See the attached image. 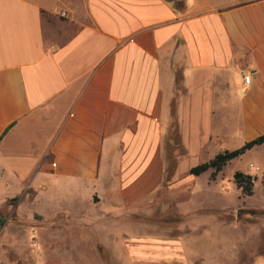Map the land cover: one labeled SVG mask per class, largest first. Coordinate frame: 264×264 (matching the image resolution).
<instances>
[{
  "label": "crops",
  "instance_id": "0c3cea01",
  "mask_svg": "<svg viewBox=\"0 0 264 264\" xmlns=\"http://www.w3.org/2000/svg\"><path fill=\"white\" fill-rule=\"evenodd\" d=\"M206 111L215 151L264 134V0H0V205L39 215L0 264H215L225 235L166 227L163 130Z\"/></svg>",
  "mask_w": 264,
  "mask_h": 264
},
{
  "label": "rangeland",
  "instance_id": "374dc122",
  "mask_svg": "<svg viewBox=\"0 0 264 264\" xmlns=\"http://www.w3.org/2000/svg\"><path fill=\"white\" fill-rule=\"evenodd\" d=\"M198 116V113H192L190 127L178 128L179 123H173L172 128L163 130L164 183L178 179L183 183V213L179 215L178 209L168 201L166 227L168 231L176 233H180V230L182 233L207 230L225 235L224 240L215 242V264H264V147L254 146L246 150L242 155L229 160L215 175H212V168L199 175L190 174L191 167L211 160L219 152L208 145L207 111L201 114L202 119L197 120ZM186 124L184 122V125ZM199 126L202 129H199ZM239 145L223 144L220 151L233 150ZM250 164L258 167V170L250 167ZM236 171L251 176L253 183L250 193L237 187L233 177ZM32 195L27 192L20 196L8 197L2 206L0 205V216L5 220L28 217V223H33L29 217L39 215L31 211ZM4 196L5 192L0 187V197ZM175 216L177 219H174ZM179 219L181 228L178 225ZM6 227L15 228L21 234L16 242L17 247H25L34 254L40 252V242L34 241L35 232L37 233L40 225L9 224ZM57 256L60 264H63L64 258L72 264L78 261V257L64 256L63 250L62 253L58 252Z\"/></svg>",
  "mask_w": 264,
  "mask_h": 264
},
{
  "label": "trees",
  "instance_id": "16d2710c",
  "mask_svg": "<svg viewBox=\"0 0 264 264\" xmlns=\"http://www.w3.org/2000/svg\"><path fill=\"white\" fill-rule=\"evenodd\" d=\"M173 1V0H168ZM174 6L178 7L180 6L179 2L174 1ZM257 145H263L264 146V134L245 142L241 146H239L236 149L233 150H224L222 152L217 153L211 160L207 162H203L201 164H198L196 166H193L189 169V173L193 175H199L202 172L208 170L209 168L213 169L212 175H215L219 171H221L222 167L231 159L236 158L240 155H242L246 150H249ZM235 183L238 188H240L243 192H251V186H252V178L250 175L243 174L239 171L234 172L233 174ZM5 222V218L0 216V228L3 226Z\"/></svg>",
  "mask_w": 264,
  "mask_h": 264
},
{
  "label": "built area",
  "instance_id": "2783aa9c",
  "mask_svg": "<svg viewBox=\"0 0 264 264\" xmlns=\"http://www.w3.org/2000/svg\"><path fill=\"white\" fill-rule=\"evenodd\" d=\"M250 76H251V73L243 74V78H250ZM249 166L258 170V167H254L252 164H250ZM35 235H36V232H35ZM34 241H36L35 237H34Z\"/></svg>",
  "mask_w": 264,
  "mask_h": 264
}]
</instances>
